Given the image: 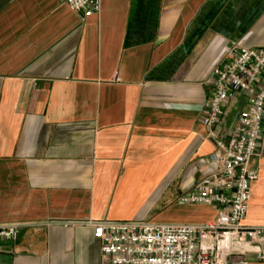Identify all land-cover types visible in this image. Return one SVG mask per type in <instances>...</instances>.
<instances>
[{
    "label": "crops",
    "instance_id": "0c3cea01",
    "mask_svg": "<svg viewBox=\"0 0 264 264\" xmlns=\"http://www.w3.org/2000/svg\"><path fill=\"white\" fill-rule=\"evenodd\" d=\"M230 42L264 48V0H102L86 20L0 0V225L19 227L0 264H105L90 222L212 221L179 198L214 170L205 81ZM251 167L244 224L264 234V135Z\"/></svg>",
    "mask_w": 264,
    "mask_h": 264
},
{
    "label": "built area",
    "instance_id": "2783aa9c",
    "mask_svg": "<svg viewBox=\"0 0 264 264\" xmlns=\"http://www.w3.org/2000/svg\"><path fill=\"white\" fill-rule=\"evenodd\" d=\"M62 2L82 20L99 15L102 8V0ZM205 84L211 92L202 124L216 147L214 170L183 193L179 202L213 209L214 219L204 224L90 222L105 264H249L251 253L264 260L263 231L244 224L252 185L259 180L251 162L264 135V48L230 42ZM235 95L244 97L246 105L230 135L224 137L220 128L226 104ZM18 236V225H0V240L15 241Z\"/></svg>",
    "mask_w": 264,
    "mask_h": 264
}]
</instances>
